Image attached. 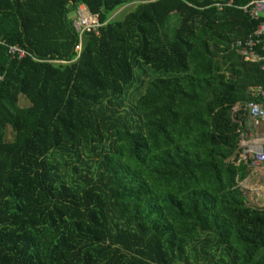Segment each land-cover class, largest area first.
<instances>
[{
  "label": "trees",
  "instance_id": "16d2710c",
  "mask_svg": "<svg viewBox=\"0 0 264 264\" xmlns=\"http://www.w3.org/2000/svg\"><path fill=\"white\" fill-rule=\"evenodd\" d=\"M226 1L0 0V264H264L239 186L264 71L235 47L258 22Z\"/></svg>",
  "mask_w": 264,
  "mask_h": 264
},
{
  "label": "built area",
  "instance_id": "2783aa9c",
  "mask_svg": "<svg viewBox=\"0 0 264 264\" xmlns=\"http://www.w3.org/2000/svg\"><path fill=\"white\" fill-rule=\"evenodd\" d=\"M216 6L222 10L224 6H233V2L232 0H227L226 3L218 2ZM238 8L254 21H257L258 26L244 42H236L235 47L242 48L240 52L245 60L261 62L264 71V0H250L247 5ZM73 27L82 40L88 34L99 36L103 25L100 23L98 16L92 15L87 7L81 6L73 20ZM81 46L80 44L77 47V51L82 50ZM9 52L14 58L18 59L27 56V53L19 47L10 48ZM253 97L257 101L246 104L244 109L254 124L258 126L260 123H264V87L258 88ZM246 157L253 166L264 163V151H248Z\"/></svg>",
  "mask_w": 264,
  "mask_h": 264
},
{
  "label": "crops",
  "instance_id": "0c3cea01",
  "mask_svg": "<svg viewBox=\"0 0 264 264\" xmlns=\"http://www.w3.org/2000/svg\"><path fill=\"white\" fill-rule=\"evenodd\" d=\"M242 109L243 106L239 104L236 106L234 112L239 113ZM243 116L246 118V125L240 143L239 163L245 162L249 164L246 157L248 151H264V123H260L257 126L247 114ZM239 186L244 192L250 207L264 209V163L256 166L249 164L248 176L239 182Z\"/></svg>",
  "mask_w": 264,
  "mask_h": 264
},
{
  "label": "rangeland",
  "instance_id": "374dc122",
  "mask_svg": "<svg viewBox=\"0 0 264 264\" xmlns=\"http://www.w3.org/2000/svg\"><path fill=\"white\" fill-rule=\"evenodd\" d=\"M134 7H136V4L134 5H130L128 7H125L121 10H119L117 13H115L110 21H114V20H120L123 18L124 15H126L127 13H129ZM75 16L76 15H73L71 17L72 20L75 19ZM82 41H83V38H82ZM82 47V46H81ZM149 78L150 76L149 75H142L140 74V81H144V84L141 85L140 81L139 83H137V85L133 88V90L130 92L129 94V101H128V104L129 106H134L135 105V102L137 101V99H139V97L144 94V92L146 91V85L149 81ZM20 103L22 105L25 104L24 100L23 99H20ZM26 105V104H25Z\"/></svg>",
  "mask_w": 264,
  "mask_h": 264
}]
</instances>
